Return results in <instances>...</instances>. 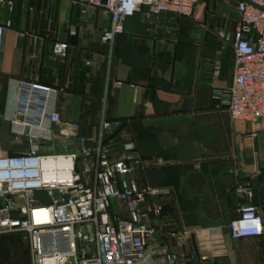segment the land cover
<instances>
[{
	"label": "crops",
	"instance_id": "0c3cea01",
	"mask_svg": "<svg viewBox=\"0 0 264 264\" xmlns=\"http://www.w3.org/2000/svg\"><path fill=\"white\" fill-rule=\"evenodd\" d=\"M3 1L0 24L10 25L0 56V123L10 142L20 82L57 89L51 102L62 122L75 124L91 145L103 121L113 124L115 142L132 144L142 162L131 179L161 190L151 201L162 212L146 221L155 230L154 264L169 251L182 264H264V236L234 241L228 229L244 203L240 184L264 218V132L251 139L246 124L231 122L226 98L213 100L214 90L224 93L233 79V49L219 33L237 27L238 0H198L191 17L152 16L143 6L112 45L100 42L111 25L100 8ZM57 41L69 46L64 62L52 58ZM109 213L124 210L112 202ZM12 236L20 237L0 235V264H30L27 243L16 249Z\"/></svg>",
	"mask_w": 264,
	"mask_h": 264
},
{
	"label": "built area",
	"instance_id": "2783aa9c",
	"mask_svg": "<svg viewBox=\"0 0 264 264\" xmlns=\"http://www.w3.org/2000/svg\"><path fill=\"white\" fill-rule=\"evenodd\" d=\"M74 3L109 15L111 25L100 42L112 45L123 33L124 21L141 7H148L152 16L169 12L191 17L198 0ZM236 14L235 30L219 33L233 49V79L224 93L214 90L213 100L221 103L226 98L231 122L246 124L247 135L255 139L264 132V0H238ZM9 25L0 24V56L4 28ZM68 48L65 41H57L53 60L64 62ZM19 87L18 108L8 120L12 148L0 150V235L17 234L26 241L30 264H154L149 241L155 230L146 221L162 212V206L151 201L161 190L138 187L131 179L142 167L133 145L117 144L113 124L105 121L97 140L89 144L75 124L62 122L52 107L51 99L59 90L28 82H20ZM144 107L146 115L153 114L150 104ZM54 147L66 151L55 153ZM237 192L244 203L238 207V218L228 224L230 238L264 236V218L252 203V191L240 184ZM112 202L122 206V216L111 217ZM201 260L207 261V256ZM158 264L182 262L169 251Z\"/></svg>",
	"mask_w": 264,
	"mask_h": 264
},
{
	"label": "rangeland",
	"instance_id": "374dc122",
	"mask_svg": "<svg viewBox=\"0 0 264 264\" xmlns=\"http://www.w3.org/2000/svg\"><path fill=\"white\" fill-rule=\"evenodd\" d=\"M11 142L7 134V129L5 127L4 123H0V150L3 152H8L11 150ZM39 199H41L44 203H47V199L44 196H38ZM10 239V243L13 247H16V249H19V246H21V241L23 244H25L26 247V241H24L21 237L12 236Z\"/></svg>",
	"mask_w": 264,
	"mask_h": 264
},
{
	"label": "bare ground",
	"instance_id": "6f19581e",
	"mask_svg": "<svg viewBox=\"0 0 264 264\" xmlns=\"http://www.w3.org/2000/svg\"><path fill=\"white\" fill-rule=\"evenodd\" d=\"M38 213H34V217L37 219ZM46 220V218L44 219Z\"/></svg>",
	"mask_w": 264,
	"mask_h": 264
}]
</instances>
